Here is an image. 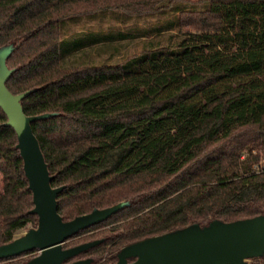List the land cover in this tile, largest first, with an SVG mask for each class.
I'll return each instance as SVG.
<instances>
[{
  "label": "trees",
  "instance_id": "1",
  "mask_svg": "<svg viewBox=\"0 0 264 264\" xmlns=\"http://www.w3.org/2000/svg\"><path fill=\"white\" fill-rule=\"evenodd\" d=\"M6 46V88L29 92L26 116L52 114L31 128L62 220L127 203L63 249L102 240L78 257L114 264L143 239L264 214V0H0ZM6 122L0 245L38 221Z\"/></svg>",
  "mask_w": 264,
  "mask_h": 264
},
{
  "label": "water",
  "instance_id": "2",
  "mask_svg": "<svg viewBox=\"0 0 264 264\" xmlns=\"http://www.w3.org/2000/svg\"><path fill=\"white\" fill-rule=\"evenodd\" d=\"M12 46L0 48V109L17 138L16 148L23 163L24 177L32 194L37 226L30 227L11 242L0 245V260L26 253L35 256L25 264H92V258L72 261L102 240L63 249L64 243L78 232L105 222L123 209L120 202L104 209L63 221L57 211V197L62 187L51 186L52 177L33 134L31 124L52 114L26 116L21 101L29 94L14 95L6 88L12 70L6 60ZM264 256V214L223 222L214 220L205 226L192 224L162 235L143 239L123 247L114 264H249Z\"/></svg>",
  "mask_w": 264,
  "mask_h": 264
},
{
  "label": "rangeland",
  "instance_id": "3",
  "mask_svg": "<svg viewBox=\"0 0 264 264\" xmlns=\"http://www.w3.org/2000/svg\"><path fill=\"white\" fill-rule=\"evenodd\" d=\"M188 1H197V0H188ZM82 26H89V24H88V25H83V24H82V25H79V26H76V27H72L71 30L79 29V28H81ZM139 26H143V25H142V24H139ZM137 49H139V46H138L137 44L130 45V46L127 48V53L131 54V53L135 52ZM24 232H25V230L19 232L15 237L20 236V235L23 234ZM78 258H79V257H75V258L72 259V261H75V260H77ZM92 259H93V263H92V264H100L101 259H100L99 257H92Z\"/></svg>",
  "mask_w": 264,
  "mask_h": 264
},
{
  "label": "built area",
  "instance_id": "4",
  "mask_svg": "<svg viewBox=\"0 0 264 264\" xmlns=\"http://www.w3.org/2000/svg\"><path fill=\"white\" fill-rule=\"evenodd\" d=\"M252 169H253L254 171H258V169H259V168H257V167H254V168H252Z\"/></svg>",
  "mask_w": 264,
  "mask_h": 264
},
{
  "label": "flooded vegetation",
  "instance_id": "5",
  "mask_svg": "<svg viewBox=\"0 0 264 264\" xmlns=\"http://www.w3.org/2000/svg\"><path fill=\"white\" fill-rule=\"evenodd\" d=\"M80 259H85V258H78L77 260H80Z\"/></svg>",
  "mask_w": 264,
  "mask_h": 264
}]
</instances>
